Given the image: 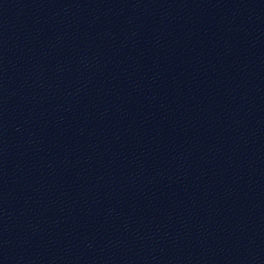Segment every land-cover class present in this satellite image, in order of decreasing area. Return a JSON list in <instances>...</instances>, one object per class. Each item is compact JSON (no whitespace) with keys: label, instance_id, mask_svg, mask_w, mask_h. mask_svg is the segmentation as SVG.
<instances>
[{"label":"water","instance_id":"obj_1","mask_svg":"<svg viewBox=\"0 0 264 264\" xmlns=\"http://www.w3.org/2000/svg\"><path fill=\"white\" fill-rule=\"evenodd\" d=\"M0 264H264V0H0Z\"/></svg>","mask_w":264,"mask_h":264}]
</instances>
